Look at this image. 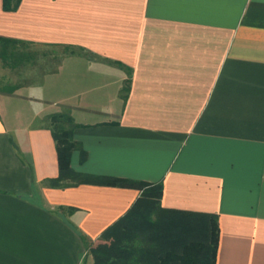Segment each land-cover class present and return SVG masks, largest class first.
<instances>
[{
  "label": "crops",
  "instance_id": "crops-1",
  "mask_svg": "<svg viewBox=\"0 0 264 264\" xmlns=\"http://www.w3.org/2000/svg\"><path fill=\"white\" fill-rule=\"evenodd\" d=\"M0 37L50 51L26 76L0 64V264H94L140 195L51 185L57 113L74 171L162 183V240L215 214V264H264V0H0Z\"/></svg>",
  "mask_w": 264,
  "mask_h": 264
},
{
  "label": "trees",
  "instance_id": "trees-1",
  "mask_svg": "<svg viewBox=\"0 0 264 264\" xmlns=\"http://www.w3.org/2000/svg\"><path fill=\"white\" fill-rule=\"evenodd\" d=\"M19 2L20 0H2V6L5 10H15ZM31 45V42L0 37V60L4 64L9 57L17 58L20 55L19 46ZM5 66L11 67L6 64ZM50 124L59 170L57 177L49 179L51 185L62 186V182L69 179L76 183L105 184L140 190L139 197L128 212L103 233V237L109 239L108 243L91 247L94 264H215L219 240V226L215 214L203 215L207 217L208 225L199 227L198 236L194 234L198 239L192 234V225H188L189 221L186 219L182 239L171 241L170 228L175 229L177 225L174 222L169 226V242L162 240L160 235L163 234L161 232L165 225L161 223V219L167 217L166 211L159 205L162 183L74 171L70 166L71 152L79 150L80 161L86 155L81 144L72 138V130L76 124L70 116L62 113L53 114ZM171 214L179 217L192 213L172 211ZM152 216L156 220L151 221Z\"/></svg>",
  "mask_w": 264,
  "mask_h": 264
},
{
  "label": "rangeland",
  "instance_id": "rangeland-1",
  "mask_svg": "<svg viewBox=\"0 0 264 264\" xmlns=\"http://www.w3.org/2000/svg\"><path fill=\"white\" fill-rule=\"evenodd\" d=\"M18 52L20 55L16 58L9 57L5 60V63L0 60V64L3 67L10 68V72L15 75L16 78L18 76L27 75L28 72L32 71L33 68L39 67L42 61H47L48 54L50 53L47 47H40V46H19ZM15 64V66H13ZM22 79V78H21ZM6 77H0V91H5L11 88L8 85V81ZM7 85V86H6ZM198 239V237L195 236Z\"/></svg>",
  "mask_w": 264,
  "mask_h": 264
}]
</instances>
